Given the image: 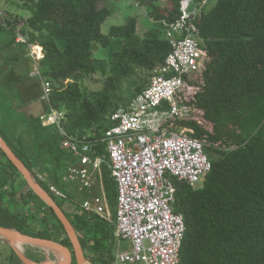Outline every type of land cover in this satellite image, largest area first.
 <instances>
[{
	"label": "trees",
	"instance_id": "obj_1",
	"mask_svg": "<svg viewBox=\"0 0 264 264\" xmlns=\"http://www.w3.org/2000/svg\"><path fill=\"white\" fill-rule=\"evenodd\" d=\"M22 1L23 9L31 13L21 30L27 41L16 43L18 29L8 21L0 24V30L11 36L8 46L41 47V71L53 87L52 106L66 112L67 133L99 137L107 116L118 107L116 92L122 82L136 70L146 73L144 82H134L135 98L152 71L164 65L172 48L164 38L162 23H174L180 17L183 0H166L165 4L136 0L151 6L149 13L156 24L143 37L137 34L135 17L102 34L110 0ZM189 1L195 5L203 0ZM155 2L163 4L162 8ZM198 27L209 61L201 75L187 80L201 91L189 96L193 117L181 124L206 145L212 169L199 187L173 180L175 212L184 216L187 227L180 264H264V0H217ZM113 40L125 45L113 55L110 68L97 51L100 46L108 48ZM93 73L106 77L102 88L82 91L81 78ZM1 99L0 136L72 221L87 261L113 264L115 223L84 212L81 204L69 216L63 208L66 200L49 191L48 184H54L67 192L63 176L67 166L75 163L62 147L59 131L42 125L40 114L46 115L50 107L37 114L25 107L17 110L15 104L5 106ZM118 102L126 105L128 101ZM97 149L107 157L104 145ZM39 173L46 183L38 180ZM102 181L115 221L118 191L108 164L102 167ZM20 204H34L38 209L23 215ZM0 226L58 242L71 249L73 264H77L72 243L54 211L30 189L1 148ZM12 255L23 263L15 251Z\"/></svg>",
	"mask_w": 264,
	"mask_h": 264
},
{
	"label": "built area",
	"instance_id": "obj_2",
	"mask_svg": "<svg viewBox=\"0 0 264 264\" xmlns=\"http://www.w3.org/2000/svg\"><path fill=\"white\" fill-rule=\"evenodd\" d=\"M210 3L203 0L193 5L183 0L180 17L174 23H162L172 51L164 65L152 71L142 93L109 113L99 137L67 133L66 112L52 106L53 87L41 71L43 49L38 48L41 53L32 56V76L40 79L41 100L50 107L41 116L42 125L59 131L62 147L75 161L66 168L63 181L75 184L78 191L90 189L96 182L104 190L106 156L98 154L97 148L105 146L118 191L115 221L105 194L79 202L84 212L115 223L119 246L113 264H180L187 227L184 216L175 212L173 180L195 187L212 169L206 145L191 137L193 131L181 124L193 117L189 96L196 97L201 91L187 80L201 75L209 61L198 23L211 9ZM17 37L24 41L21 32ZM37 178L47 182L42 174ZM48 188L59 200H68V194L56 185L48 184ZM122 244L127 245L125 249Z\"/></svg>",
	"mask_w": 264,
	"mask_h": 264
},
{
	"label": "rangeland",
	"instance_id": "obj_3",
	"mask_svg": "<svg viewBox=\"0 0 264 264\" xmlns=\"http://www.w3.org/2000/svg\"><path fill=\"white\" fill-rule=\"evenodd\" d=\"M22 0H0V24H6L11 21L16 25L18 32H21L24 26V21L31 16V13L23 9ZM165 4L166 0H162ZM217 3V0H212L209 8H212ZM158 8H162L163 4L155 2ZM107 7L110 10V15L103 22L101 26V32L103 35H107L113 26H123L127 23L128 18L135 17L138 21L137 34L138 36H144L146 32L155 27V21L150 16V8L148 3L141 5L136 0H110L107 2ZM149 6V7H148ZM23 36V35H22ZM11 38L10 34L6 31L0 30V98L6 106L15 104L17 110L29 109L31 112L39 114L43 107H46V103L41 100L42 84L38 77L30 76V73L34 70V60L32 56L36 55V52L40 54L41 51L37 49V46H30L27 49L22 46H8V41ZM24 41H19V37H16V43L26 42V38L23 36ZM125 45L123 41L113 40L108 48L99 47L97 51V57L106 61L107 65L111 68V61L113 55L122 50ZM25 51L27 56H25ZM110 70V69H109ZM145 72L143 70H136V74L128 79H125L121 84V89L116 92L117 99L115 100V107L121 106L118 99L129 101L136 90L135 81L144 82ZM32 75V74H31ZM106 77H103L101 73H93L91 76L81 78L80 87L82 91H97L102 88ZM143 80V81H142ZM40 106V107H39ZM39 107L40 111L36 110ZM32 174V173H31ZM40 174V173H39ZM34 179L37 181L36 177ZM18 182V181H16ZM38 182V181H37ZM66 193L68 194V200L63 203V208L70 214L76 210L83 198L93 199L95 197H104V190L101 185H94L90 189H83L82 191H76L74 186L68 182L63 181ZM198 187V186H196ZM26 191V189H25ZM17 195L21 197V192L17 191ZM70 196V197H69ZM37 207L34 204L29 206H23L20 204L19 210L23 215H29L30 213L37 211ZM111 215V213H110ZM112 216V215H111ZM9 244L0 241V264H12L16 258L12 255V248ZM119 246V241L115 238V244L113 249L116 251ZM126 244H122V248H126ZM36 247V246H34ZM41 249L39 252L35 250L39 256V261L58 263L60 255L49 249ZM22 250V247H21ZM45 250V251H42ZM13 256V259H12ZM88 264H91L90 262Z\"/></svg>",
	"mask_w": 264,
	"mask_h": 264
},
{
	"label": "water",
	"instance_id": "obj_4",
	"mask_svg": "<svg viewBox=\"0 0 264 264\" xmlns=\"http://www.w3.org/2000/svg\"><path fill=\"white\" fill-rule=\"evenodd\" d=\"M0 148L6 154L8 159L14 164V166L21 173L23 178L26 180L27 185L30 189L49 206L55 213L58 220L61 222L65 231L72 243L73 251L75 254V259L77 264H88L85 252L83 250L79 235L77 234L72 221L67 217L65 212L61 207L55 202L51 195L34 179V176L25 167L20 158L14 153V151L9 147L6 141L0 136ZM0 238L7 241L15 250L18 257L25 264H41L36 263L26 257L20 250L19 245H31L44 249H49L57 252L60 255V260L58 263L46 262L42 264H73V253L68 247L48 239L35 238L28 235H24L16 229L5 228L0 226Z\"/></svg>",
	"mask_w": 264,
	"mask_h": 264
},
{
	"label": "crops",
	"instance_id": "obj_5",
	"mask_svg": "<svg viewBox=\"0 0 264 264\" xmlns=\"http://www.w3.org/2000/svg\"><path fill=\"white\" fill-rule=\"evenodd\" d=\"M30 76H32L31 75V73H30ZM33 77V76H32ZM42 94V93H41ZM40 107V106H39ZM39 107H37L36 108V110H38V111H40V109H39ZM43 108H45V107H43ZM42 108V109H43ZM43 115V112L40 114V116H42ZM107 155V154H106ZM104 164H108L109 165V167H110V164H109V157H108V155H107V157H106V162L104 163ZM103 164V165H104ZM70 165V164H69ZM68 165V166H69ZM67 166V167H68ZM110 170H111V168H110ZM111 174H112V172H111ZM65 175V174H64ZM64 177V176H63ZM95 185H98V183L96 182L95 183ZM202 185V182H200V183H198V184H196V186H201ZM72 186H74V188L73 189H75L77 192H78V187L75 185V184H72ZM195 186V187H196ZM109 213H111V215H112V217H113V209L111 208V205L109 206ZM0 241L1 242H5V243H7V244H9L7 241H5V240H3V239H1L0 238ZM9 247H11L12 249H13V247L9 244L8 245ZM21 247H22V250H21ZM38 248L37 247H34V246H31V245H23V246H20V248H19V250L26 256V257H31V258H39V256L40 255H38L37 253H36V251L35 250H37ZM41 249H38V251L39 252H41L40 251ZM12 251H15L14 249L12 250ZM42 251H45V250H42ZM46 252V251H45ZM16 253V252H15ZM18 256V255H17ZM31 258H29V259H31ZM13 259V258H12ZM32 261H34V262H36L35 260H33V259H31ZM22 261V260H21ZM23 262V261H22ZM36 263H46V262H36ZM12 264H25L24 262L23 263H21L20 261H18L17 259H15V260H13V262H12Z\"/></svg>",
	"mask_w": 264,
	"mask_h": 264
},
{
	"label": "clouds",
	"instance_id": "obj_6",
	"mask_svg": "<svg viewBox=\"0 0 264 264\" xmlns=\"http://www.w3.org/2000/svg\"><path fill=\"white\" fill-rule=\"evenodd\" d=\"M38 48H41V47L37 46V49H38ZM43 54H44V52H43ZM40 61H41V60H40ZM31 74H32V72H31ZM43 76H44V75H43ZM45 78H46V77H45ZM47 80H48V79H47ZM46 105H47V104H46ZM42 116H43V115H42Z\"/></svg>",
	"mask_w": 264,
	"mask_h": 264
},
{
	"label": "bare ground",
	"instance_id": "obj_7",
	"mask_svg": "<svg viewBox=\"0 0 264 264\" xmlns=\"http://www.w3.org/2000/svg\"><path fill=\"white\" fill-rule=\"evenodd\" d=\"M40 51V50H39ZM23 246V245H22ZM25 246V245H24ZM28 246V245H27ZM19 248H20V245H19ZM46 253V252H45Z\"/></svg>",
	"mask_w": 264,
	"mask_h": 264
}]
</instances>
